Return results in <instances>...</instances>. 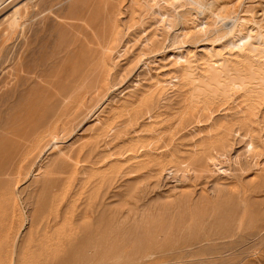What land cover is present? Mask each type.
Returning <instances> with one entry per match:
<instances>
[{
  "label": "rangeland",
  "instance_id": "374dc122",
  "mask_svg": "<svg viewBox=\"0 0 264 264\" xmlns=\"http://www.w3.org/2000/svg\"><path fill=\"white\" fill-rule=\"evenodd\" d=\"M80 2L78 19L71 0L0 4V248L6 247L0 264L20 263L22 252L12 250L10 238L21 244L30 228L39 245L30 258L51 264H71L88 246L95 264L103 257L129 264H264V93L230 86L225 95L222 89L192 95L191 85L170 75L177 30L162 29L156 46L146 32L125 35L128 47L112 54L102 86H87L75 99L79 63L96 46L95 33L79 23L87 19L102 32L95 17L100 0ZM20 5L19 23L29 8L34 14L28 43L22 24L7 36ZM210 7L186 5V25L207 19L210 30L204 40L185 38L183 48L203 55V42H213L227 56L236 47L219 33L258 30L256 21L264 29V0H215ZM152 16L147 24L157 30L158 15ZM250 105L253 128L244 120ZM39 166L49 175L35 186L42 200L34 208L28 195L43 174L34 175Z\"/></svg>",
  "mask_w": 264,
  "mask_h": 264
},
{
  "label": "bare ground",
  "instance_id": "6f19581e",
  "mask_svg": "<svg viewBox=\"0 0 264 264\" xmlns=\"http://www.w3.org/2000/svg\"><path fill=\"white\" fill-rule=\"evenodd\" d=\"M80 1L81 0H71V5H72L73 9L75 10V17L77 19L82 14V10L84 9V6H85V4L83 2L81 3ZM3 2H5V0H0V4ZM214 2H215V0H100V9L98 11V14H96L95 17L97 19H99V21L102 22L101 23L102 32L101 33L97 32L95 27L87 19H85L84 22L79 23V25L81 27H83V28L86 27L88 31H93L95 33V37L92 41L96 42V46L92 47L91 48L92 50L90 51V53H88V55L86 57H84L85 59L79 63L77 75L75 77L73 76L74 80L76 81V86L74 85L75 87L71 91V94L69 93L70 96H72V97L74 96V98L77 97L76 95H78L79 93H82L81 90L83 88H86L87 86H91V89H93L94 86H95V88L96 87L98 88V86H102L104 80H106L109 77L108 68H110L111 66L114 65L115 60L112 58V54L117 53V52L120 53L121 49L128 47V42H127L128 38H127V40L124 39L128 33L132 34L131 32L134 33L136 31H139V32L141 31L142 33L146 32L147 33L146 35H148L147 39L150 41L151 45L153 44L156 46L157 44L159 45L162 43L160 37H158V35L160 33L158 30L161 31L162 29L163 30L164 29L165 30H169V29L177 30L175 32V34H173L174 36H172L173 42H171V44L175 43V42L180 43V46H179L180 48L177 51V53H175L173 56L174 61H175L176 66H177L173 70L176 73L175 74L173 73L170 75H173L172 77L174 79H172V80L178 79V81L179 82L181 81L184 85L185 84L191 85L190 86L191 92H189V93H191L192 95L194 93H197V92L203 93V92H206L209 90L214 91V92L215 91L219 92V91H221L220 89H222L223 94H224V92H225V94H229L228 90H229L230 86H234V87L237 86L239 88H245V89L247 88L246 90L253 91V93H251V94H255V93L263 94L264 93V29H262V27L260 26L261 24L258 23L256 20H255L257 23L256 27H259L258 30L255 29V27H250L248 25L249 26V27L247 26L248 28L245 26L247 29L244 32H243V29H240V30L237 29L238 34L235 33L236 29H234L235 32L233 30V32H234L233 36H232V34L228 36L229 31H231L229 29H228L229 31L228 32L226 31V33L223 31L224 32L223 35L221 34L222 32L219 33L220 36L219 37L217 36L218 38L225 37L228 40L227 42H229L232 45V47L233 46L236 47V51H234V52L230 51V53L227 56H224V54L222 52L223 50L220 49L221 47L217 48L216 44H214L213 42L212 43L208 42V44L207 43L204 44V42H203L204 47L202 46L201 51H202V49H205V51L207 53V54H203V55L202 54L199 55V53L195 52L194 47L193 48H190V47L186 48V46H185L184 47V48H186L185 50L182 47L185 44V42L189 41V40L186 41L185 38H187V39L190 38L191 41H193L194 38H196V40H198V41L204 40L207 38L204 35L207 36L209 33V30H210V25H208L207 19L200 21L199 24L193 28H190L186 25V17H187V14L190 13V11L188 9H186V5L188 3L189 4L192 3V4H196V6H199L201 8H209L211 5H214ZM24 6H25V4H24ZM221 6L222 5L220 4V7ZM223 6L225 7L226 5H223ZM28 8L29 7H27V9ZM33 8H35V9L37 8L36 4H35V7H33ZM221 8H223V7H221ZM21 9H22V7L20 5L13 12V13H15V16L13 15L14 17H13L12 21L10 22V29H9L10 31L7 33V36H9L10 34H13V31H15L14 29L16 28V26H18V24H22L23 27L22 26L21 27L23 28V30H21V31H23V33H24V41L28 43L29 42V36L27 33L30 29H28L29 27H27V26L30 25L28 23H30L29 21L34 14L31 16L30 10H32V8L31 9L29 8V10L27 12H24L25 13L24 16H22V17H24V20L22 18L23 21L21 23H19L20 22L19 19H21L19 16V13L21 12ZM27 9L24 8V10H27ZM41 11H42V8H41ZM39 12H40V10H39ZM217 13H219V12H217ZM35 15H36V13H35ZM152 15H155V17H157L156 15H158L157 22H160V24H159L160 26L158 28H155L157 30H150L149 27L151 24H147L148 18L151 17ZM217 16L222 18V16L220 14H218ZM225 16L226 15H223V17H225ZM10 17H12V16H9L7 19H10ZM36 17H38V16H36ZM32 20L35 23L36 20H34L33 18H32ZM241 20H243V18H241ZM31 24H32V22H31ZM234 27H236V26H234ZM213 31H214V28H213ZM217 33H218V31H214L215 35H217ZM236 35H238L237 38L235 37ZM10 37H12V36L10 35ZM10 37H7V38H10ZM86 37L87 36L85 35L83 37V39H85ZM233 37H235V39H233ZM218 38H217V40H218ZM86 40H87V38H86ZM149 41H148V44H150ZM165 42H166V39H165ZM224 43H226V41ZM230 44H228V46H231ZM217 45L220 46L218 43H217ZM130 47L131 46H129V48ZM164 47H165V45H164ZM229 50H231V49H229ZM225 53H228L227 50ZM119 56H120V54H119ZM115 57H118V55H116ZM19 58L21 59L22 56L21 57L19 56ZM200 61L202 63H205V67L203 68V71L198 70L201 67ZM170 77H169V79H170ZM157 83H162V81L161 82L157 81ZM162 84L164 85V83H162ZM63 85L65 86V84H63ZM92 86H93V88H92ZM61 87L62 86H60V88ZM71 87H73V85ZM250 91H246V94H247V92L250 93ZM199 94H201V93H199ZM257 94L255 96H258ZM70 96L68 95V97H70ZM80 97H82V96H80ZM254 97L252 99H254ZM263 97H264V94H263ZM65 99H67V97ZM68 100L70 101V99H68ZM254 105H250L247 116L244 119L245 122L248 123L249 126H251V128H253L252 122H253V118H254L253 117ZM41 139H43V138H41ZM51 141L53 143V146L54 147L56 146L58 148L59 154H63L65 152V150L63 148L59 147V144H58L59 139H58L57 134H53ZM226 141H227V139H226ZM251 144L254 145V141H251ZM220 163L221 162H219V161L218 162L215 161L216 165H218V164L220 165ZM47 164H48V162H47ZM220 168H223L224 171L226 170V168L224 169V166L222 164L220 166H218V169H220ZM31 169L33 170V167ZM43 169H45V167L39 166L38 170L35 171L36 172L34 174L35 176H37L38 173H43L42 174L43 177L41 175L40 178L37 177V179L35 178L33 180V182H34V184H33L34 186H32L33 188L36 185L39 188V185L41 184V182L43 183L44 180L49 175V172L47 173V170H44V172H43L42 171ZM50 173H51V171H50ZM52 180H53V178H52ZM41 197H42L41 196V190L37 189L36 187L34 189L31 188L30 193L28 195V198L30 199V201L28 200V202H30V204H34V208H37V207H39V204L42 200ZM52 198H50V199H52ZM18 208H19V206H18ZM34 214H35V212L32 214V220L35 219ZM39 214H41V213H39ZM42 215H45V214H42ZM36 217H37V215H36ZM9 236H10V234H9ZM37 236H38L37 231L35 229L30 228L24 234L21 244H19V239L17 240L16 236L14 239L10 238V241H12L11 242L12 250L17 252V251H19L18 249H20L21 250L20 252H22L21 258H23V259L21 260V258L19 256V258L21 260V261H19L20 262L19 264H51V262L49 260H45V258L42 261L35 259V258L34 259L30 258V256L32 255V254H29V252H31L30 249L34 247L33 246L34 244H36L37 247L39 246V245H37V243H34ZM49 236L50 235H48L47 237H49ZM51 237H53V236H51ZM45 239H46V237H45ZM53 240H54V238H53ZM38 242H41V241H38ZM5 244H7V242ZM8 244H10V243L8 242ZM92 245H94V244H92ZM36 246L34 247L35 249H36ZM5 248H0V251L2 253H4L3 251ZM9 249H10L9 246H7V251ZM35 249H32V250H35ZM38 249L39 248H37V250H36V252H38L37 255L40 254L39 253L40 250L38 251ZM83 249H85V248H83ZM86 249H87L88 253L84 254V256H83L81 254L82 251L79 250L80 254H79V252H78V254L80 255V257L82 255V257L81 258L77 257V259L74 258V260L72 261L71 264H95L94 262H95L96 256H95V253L93 252L94 247L90 248L88 246V247H86ZM6 253H8V252H6ZM34 257H36V256H34ZM10 263H12V262H10ZM96 264H129V263H127V262L123 263V262L117 261V260H116V262H114V261L110 262V261H107V259L103 257V258H101L99 263H96Z\"/></svg>",
  "mask_w": 264,
  "mask_h": 264
}]
</instances>
